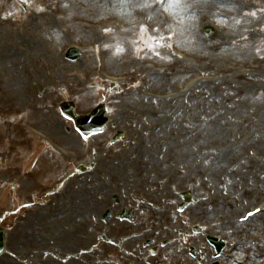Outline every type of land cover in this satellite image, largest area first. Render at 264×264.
<instances>
[{"label": "rangeland", "instance_id": "rangeland-1", "mask_svg": "<svg viewBox=\"0 0 264 264\" xmlns=\"http://www.w3.org/2000/svg\"><path fill=\"white\" fill-rule=\"evenodd\" d=\"M132 1L135 4L133 12L150 14L144 20L150 26L140 23L136 26L132 24L133 27L128 31L117 29L116 33L99 37L87 31L82 34L81 29L72 25L73 18L84 15L77 11L76 5L83 2L91 4L93 10L101 11L97 16L92 15L93 26H97L110 17L124 20L126 23H130L131 20L135 22L132 12L127 8V0H114L112 4L99 5L97 0H0V120L6 119L7 111L22 113L23 109L28 115L22 116L21 120L30 119L31 124L40 126V121H46L49 118L65 127L64 119L57 111V100L61 96H66L74 99L80 108L94 106L100 96L96 95V89L90 88L88 83L96 75L101 74L100 70L105 62H99V57L102 52H106L109 70L105 67L103 71L119 74L120 83L123 86L119 91H113L116 95L110 96L109 108L111 110L122 108V115L126 120L130 116L138 118L144 116L139 124L135 122L133 131L128 129L133 137L130 154L143 160H140L143 166L140 167H149L150 170L147 172L156 168L154 163L157 157L161 160L167 158L172 160V164L161 168L163 170L157 169L160 173L171 174L172 179L179 182L180 188L188 186L193 189L196 200L191 213L194 221L202 220L204 217L203 221L210 218L224 224V214L225 217L229 214V216H241L246 210L252 209L264 200V192L260 195L246 193L247 190L259 188V186L264 188V147L260 145L261 138L264 139V62H230L245 61L248 58L264 60V0H209L212 7L217 5L216 8H224L228 14L223 16L217 12L218 16H216V8L215 12L212 8L206 13L202 12L201 16H194L191 19L189 10L193 6L191 1L194 0H176L172 8H162L158 0ZM169 2L170 0L166 6ZM193 3L206 5L204 2ZM119 4L122 5L120 8ZM175 6H181L183 15L177 14ZM153 11L155 15H152ZM51 12L57 14L67 12V22L74 34L64 37L57 28L59 25L53 24L55 16L51 15ZM253 13L255 15H252ZM160 14L165 19H162ZM210 19L217 24L218 28L224 29L226 37L221 39L219 37L222 35L212 34L207 44L202 39L207 37L202 34H192V27L194 29V24L202 29L204 22ZM57 22L60 20L58 19ZM252 24L258 27L256 33L249 31ZM175 26L179 27L175 29L176 32H180V38H177L180 41L177 48L180 58L176 52L169 53L168 50L169 43L176 42V38L171 34ZM148 29H152L153 32L143 37V30ZM73 41L81 44L91 41L89 43H92L93 47L89 46L85 55L78 61L61 59L60 50L68 42ZM120 45L123 51L117 52L116 49ZM192 58L195 59L192 61ZM113 62H116L115 66H112ZM193 62L198 63L192 65ZM203 62H210L211 69L206 72L207 74H203L205 72L200 67ZM235 66L247 68L249 74L233 72ZM203 76H211L217 80L219 78L223 85L217 84L218 81L212 82L211 85H201L198 80L196 85L191 86V83H195L196 79ZM215 79L212 80L215 81ZM54 82H67L69 87L66 91L60 92L52 84ZM192 89L194 90L190 93ZM207 91L212 92L213 97L202 100L201 95ZM219 91L229 93L230 98L221 97L219 100V97H215ZM140 92L160 97L161 104L144 100ZM182 92L188 93L185 97L189 103L187 108L184 107L182 112L177 113V118L174 120L169 114H172L180 100L174 105L168 99L173 97L171 95L178 96ZM120 95L122 96L118 97ZM206 96L209 95L206 94ZM162 109L164 111L168 109L167 112L165 111L166 114L156 118L154 112ZM202 113L205 116H202ZM21 120L12 123V135L24 128ZM5 124L4 122L0 125V130L5 129ZM154 125H158L156 131L153 128ZM148 129L154 131L149 132ZM0 138L2 139L1 136ZM4 139L6 140L4 143H9L8 136ZM21 140L24 142L23 139ZM63 142L74 149H78L81 144L80 136L75 132L74 135H65ZM16 147L19 146L15 145L13 148ZM5 148H0V191L8 189L9 192L8 199L3 198V206L12 203L18 195L23 193L27 195V192L16 193L14 189L13 184H17V178L13 176L16 168L20 166L29 172L32 170L33 159L38 156L42 159L49 153L44 151L45 148L36 146L30 141L24 144L18 155L20 157L24 154L22 159L17 156H3L2 152L6 151ZM216 151H226L229 154L233 152V154L223 165L217 166L215 165L217 159L213 155ZM197 157H202V163L194 161ZM145 158H149L154 166L146 163ZM245 165L252 169L257 168L260 172L250 170L244 174ZM234 166H240L241 169L225 180V172ZM50 168L40 164L37 166V171L47 176L46 171ZM222 180L227 184L231 183L228 187L229 194L240 195L237 203L235 199L221 201L220 194L214 186L224 196L227 191L221 188V184L224 183ZM85 181L79 178L75 181V185L69 181L71 193L80 187L82 182L85 184ZM24 186L26 190L35 192V187L30 186L27 181ZM254 191L258 192L256 189ZM212 192L215 194V200L210 203L207 199ZM209 203L211 210L208 208ZM75 209L76 205L70 207L68 215H76L78 218L79 213H76ZM84 209L86 205H83V211ZM41 213L47 220L45 213ZM8 219V222L19 220L25 224L30 217L23 211ZM77 223L80 222L77 221ZM80 224L86 229V224ZM251 224H255L254 231L250 232L253 236L255 235L256 241L250 247V252L255 253L257 250L260 254L261 239L264 238V214L253 219ZM53 227L72 232L77 229L74 224H56ZM121 227L115 224L105 225L109 234L119 233L118 229L121 233L126 230ZM48 228L45 230L47 231ZM92 233L88 232V235ZM242 235L244 237L245 233ZM193 239L196 245L202 241L199 236ZM25 241H27L25 247L30 248L31 252H38L39 255L20 257V261L15 264H50V259L59 264L54 257L42 255L45 248L55 246L51 242L39 245L33 235L25 237ZM58 242L64 241L60 239ZM99 243L101 248L104 247L105 244ZM92 246L89 243L87 247L91 249ZM21 248L17 247L18 250ZM71 250L77 253L80 247L75 245V249ZM71 250L63 249L61 254H67ZM203 251L207 257L211 249L207 246L203 247ZM110 252L115 259L123 262L128 260V258H121L123 256H119L117 249L111 248ZM197 255L200 256V251H197ZM95 258H100L99 264H110L102 260V256L96 257L90 253L82 258L80 256L79 264H87ZM255 262L257 263L258 260ZM190 263L193 262L190 260Z\"/></svg>", "mask_w": 264, "mask_h": 264}, {"label": "bare ground", "instance_id": "bare-ground-1", "mask_svg": "<svg viewBox=\"0 0 264 264\" xmlns=\"http://www.w3.org/2000/svg\"><path fill=\"white\" fill-rule=\"evenodd\" d=\"M113 1L114 0H97V2H98V5L99 4H102V3H106V4H112L113 3ZM121 2V1H120ZM132 3H134V2H131V4ZM111 6V5H110ZM122 5H120L119 4V8L121 7ZM127 6H129V5H127ZM135 8V7H134ZM174 9L176 10V12H177V14H179V15H183V12L181 11V6L179 7V6H175L174 7ZM98 11V10H97ZM129 15V14H128ZM152 15H155V12L153 11L152 12ZM209 37L207 38V39H204L205 40V42L208 44V41H209ZM211 40V39H210ZM33 48V47H32ZM32 50V49H31ZM178 74V73H177ZM176 74V75H177ZM206 85H210V84H206ZM194 89H192L191 91H190V93L193 91ZM206 94H208L209 96H206ZM228 94L229 93H226V92H224V93H221L220 91H219V93H217L216 95H215V97H219V100L221 99V97L223 98V99H229L230 97L228 96ZM219 95V96H218ZM202 100H206L207 98H210L211 96L213 97V93L212 92H205V93H203L202 95ZM172 102H175V101H172ZM173 104V103H172ZM202 116H205V114L204 113H202ZM221 117V116H220ZM220 117H217V118H220ZM158 139H160V140H162L161 138H158ZM260 145H262L263 147H264V139H261L260 140ZM235 152V151H234ZM232 154H233V152H231V154H229L228 152H221V151H216V152H214L213 153V155H214V157H216V161H215V165H217V166H220V165H223L226 161H228L231 157H232ZM231 155V156H230ZM148 160H149V158H148ZM150 161V160H149ZM190 161H192V160H190ZM189 161V162H190ZM194 161H196V162H200V163H202V157H197ZM193 162V161H192ZM173 163V161L171 160V163H169V164H172ZM191 163V162H190ZM165 165L167 166L168 165V163H167V161H165ZM241 166V165H240ZM240 166H234V167H232V170H234V169H236L237 168V170H235V172H238V170L239 169H241V167ZM263 169V168H262ZM250 170L251 171H255V172H260V170L259 169H257V168H254V169H252L250 166H248V165H245L244 166V168H243V173L245 174V172H250ZM240 173H242V172H240ZM215 176H217L218 177V175H215ZM212 184V183H211ZM212 185H214V184H212ZM214 188L215 189H217V191L219 192V194H221L222 192L221 191H219L218 190V188L217 187H215L214 186ZM254 189H256V190H258V192L257 191H254ZM261 192H264V188L263 187H261V186H259V188H252V190H250V195H260V193ZM213 199H214V196H213ZM224 200H227V198H223ZM236 203H237V200L235 201ZM66 238H67V241H65V245L66 246H73V242L72 241H68L69 239H74L76 242H80V237L79 236H74V235H72V234H70V233H67L66 234ZM61 263V262H60ZM11 264V263H10ZM50 264H58V263H56V262H54L52 259H50Z\"/></svg>", "mask_w": 264, "mask_h": 264}, {"label": "snow or ice", "instance_id": "snow-or-ice-1", "mask_svg": "<svg viewBox=\"0 0 264 264\" xmlns=\"http://www.w3.org/2000/svg\"><path fill=\"white\" fill-rule=\"evenodd\" d=\"M160 2H161V4H163V0H160ZM176 2V0H170V2H169V4L166 6V7H168V8H172L173 7V5H174V3ZM252 15H255V13H253ZM222 23H223V21H221ZM105 31H109V29H105ZM106 47H107V45H105ZM116 51L117 52H122L123 51V48H117L116 49ZM86 138V137H85ZM257 211H259V210H257ZM249 216H252V215H254V213H249L248 214ZM245 219H247V217H245Z\"/></svg>", "mask_w": 264, "mask_h": 264}]
</instances>
